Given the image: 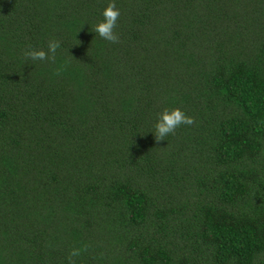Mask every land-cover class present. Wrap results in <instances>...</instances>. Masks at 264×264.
Returning <instances> with one entry per match:
<instances>
[{
  "label": "trees",
  "instance_id": "trees-1",
  "mask_svg": "<svg viewBox=\"0 0 264 264\" xmlns=\"http://www.w3.org/2000/svg\"><path fill=\"white\" fill-rule=\"evenodd\" d=\"M109 2L0 0V264H264V0Z\"/></svg>",
  "mask_w": 264,
  "mask_h": 264
},
{
  "label": "clouds",
  "instance_id": "clouds-1",
  "mask_svg": "<svg viewBox=\"0 0 264 264\" xmlns=\"http://www.w3.org/2000/svg\"><path fill=\"white\" fill-rule=\"evenodd\" d=\"M103 19L95 25V32L100 37L107 41L116 42L119 40V34L115 31L118 17L120 16V9L116 7L115 0H110L107 7L102 11ZM60 41L57 39H50L47 43V49L44 48H29L25 51L24 55L35 60L52 59L58 48H60ZM193 118L187 115L180 108H173L171 110L165 109L159 114V117L154 125L155 139L157 141L165 140V137L170 133H175L176 129L181 124H191ZM79 249H72L71 255L76 256L79 254Z\"/></svg>",
  "mask_w": 264,
  "mask_h": 264
}]
</instances>
